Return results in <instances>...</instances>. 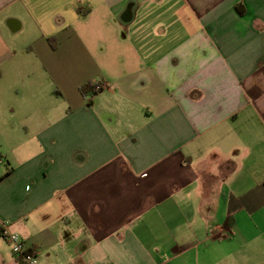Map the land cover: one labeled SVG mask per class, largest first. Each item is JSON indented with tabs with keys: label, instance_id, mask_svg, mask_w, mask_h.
<instances>
[{
	"label": "crops",
	"instance_id": "0c3cea01",
	"mask_svg": "<svg viewBox=\"0 0 264 264\" xmlns=\"http://www.w3.org/2000/svg\"><path fill=\"white\" fill-rule=\"evenodd\" d=\"M4 222L35 264H264V0H0Z\"/></svg>",
	"mask_w": 264,
	"mask_h": 264
},
{
	"label": "built area",
	"instance_id": "2783aa9c",
	"mask_svg": "<svg viewBox=\"0 0 264 264\" xmlns=\"http://www.w3.org/2000/svg\"><path fill=\"white\" fill-rule=\"evenodd\" d=\"M0 235L8 242L13 256L18 262H20V264L36 263V254L26 247L18 233L9 229L8 223H2L0 227Z\"/></svg>",
	"mask_w": 264,
	"mask_h": 264
},
{
	"label": "trees",
	"instance_id": "16d2710c",
	"mask_svg": "<svg viewBox=\"0 0 264 264\" xmlns=\"http://www.w3.org/2000/svg\"><path fill=\"white\" fill-rule=\"evenodd\" d=\"M80 90L85 94V91H84L83 87H81ZM94 91H96V90H92L91 92H94Z\"/></svg>",
	"mask_w": 264,
	"mask_h": 264
}]
</instances>
